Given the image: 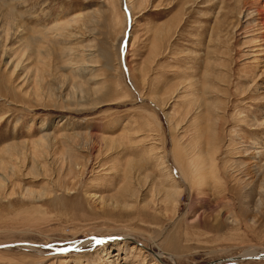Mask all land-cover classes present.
<instances>
[{
    "label": "rangeland",
    "instance_id": "374dc122",
    "mask_svg": "<svg viewBox=\"0 0 264 264\" xmlns=\"http://www.w3.org/2000/svg\"><path fill=\"white\" fill-rule=\"evenodd\" d=\"M0 4V264H264V0Z\"/></svg>",
    "mask_w": 264,
    "mask_h": 264
},
{
    "label": "bare ground",
    "instance_id": "6f19581e",
    "mask_svg": "<svg viewBox=\"0 0 264 264\" xmlns=\"http://www.w3.org/2000/svg\"><path fill=\"white\" fill-rule=\"evenodd\" d=\"M13 1V0H12ZM1 5V4H0ZM18 16H16V14L13 12L12 8H4L3 6H0V28H1V31H0V34H2L3 36L6 37L5 41L11 37L13 39H17L19 37H22L23 33L26 32L25 31V27L23 26V23H22V20L20 19V21L17 20ZM62 28V27H61ZM56 30V29H55ZM27 36V35H26ZM36 37V36H35ZM25 38V37H23ZM31 38H34L31 37ZM26 39V38H25ZM4 40V39H3ZM9 40V39H8ZM28 40V39H27ZM26 40V41H27ZM32 41V40H30ZM4 42V41H3ZM13 42V41H12ZM11 42V43H12ZM18 42V40H17ZM15 43V42H14ZM28 43V42H27ZM33 43V42H32ZM26 44V43H25ZM4 48V47H3ZM6 49H3V52H6ZM25 49V48H24ZM27 49V48H26ZM24 52V50H22ZM26 51V50H25ZM42 54H39V56H41ZM20 60V59H18ZM20 64V62L18 61L17 64H16V67ZM122 239V238H121ZM103 240V239H101ZM95 241V240H94ZM135 243V242H134ZM139 245V244H137ZM1 246V245H0ZM20 245H16V247H18ZM82 246V245H80ZM25 247V249H27L26 247H31V246H23ZM70 247V248H69ZM77 246L75 245H70V246H66V248H68L69 250L72 249V248H75ZM34 247L32 248H29V250L31 251H39V250H36L35 248L33 249ZM3 249H10L9 247H5ZM21 249V247L19 248ZM53 249V248H52ZM55 250V249H54ZM61 250V249H60ZM65 250V249H64ZM63 251V250H62ZM34 253V252H33ZM264 253V249L258 251L256 249H247V250H244L242 253H240L239 255H236V257H233L232 259H230L231 261L229 262H237V261H240L242 260L243 258H252V257H259V256H262ZM40 255V254H39ZM229 260V259H228Z\"/></svg>",
    "mask_w": 264,
    "mask_h": 264
},
{
    "label": "water",
    "instance_id": "95a60500",
    "mask_svg": "<svg viewBox=\"0 0 264 264\" xmlns=\"http://www.w3.org/2000/svg\"><path fill=\"white\" fill-rule=\"evenodd\" d=\"M5 247H15L14 245H11V246H8V245H1L0 246V249H3V248H5ZM264 256V255H263ZM263 256H260V257H263Z\"/></svg>",
    "mask_w": 264,
    "mask_h": 264
}]
</instances>
